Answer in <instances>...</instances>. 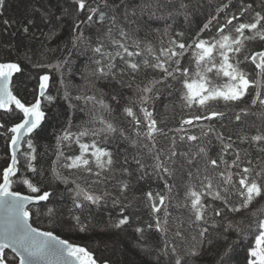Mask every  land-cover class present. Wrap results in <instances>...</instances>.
I'll list each match as a JSON object with an SVG mask.
<instances>
[{
	"label": "trees",
	"instance_id": "obj_1",
	"mask_svg": "<svg viewBox=\"0 0 264 264\" xmlns=\"http://www.w3.org/2000/svg\"><path fill=\"white\" fill-rule=\"evenodd\" d=\"M9 63L24 104L51 83L12 179L47 194L27 208L34 227L97 264H249L264 223V0H0ZM21 120L0 112V183Z\"/></svg>",
	"mask_w": 264,
	"mask_h": 264
},
{
	"label": "water",
	"instance_id": "obj_2",
	"mask_svg": "<svg viewBox=\"0 0 264 264\" xmlns=\"http://www.w3.org/2000/svg\"><path fill=\"white\" fill-rule=\"evenodd\" d=\"M261 55L258 52L252 57L256 66H259ZM16 73L10 67H0V112L13 107L22 114V120L11 130L10 160L0 183V264H6L2 258L7 251L15 256L18 264H94L80 246L31 224L28 206L46 200L47 194L33 197L12 189L22 145L45 118L40 101L45 89L39 90V97L34 103L24 104L11 90ZM185 123L189 125L192 121L187 120ZM154 127L155 124L150 122L149 130L152 131ZM242 186H245V182H242Z\"/></svg>",
	"mask_w": 264,
	"mask_h": 264
},
{
	"label": "rangeland",
	"instance_id": "obj_3",
	"mask_svg": "<svg viewBox=\"0 0 264 264\" xmlns=\"http://www.w3.org/2000/svg\"><path fill=\"white\" fill-rule=\"evenodd\" d=\"M66 7V9L63 10L62 14H61V18L63 19H66L67 21H72L73 19V16H72V11L70 8ZM67 12V13H66ZM65 13V14H64ZM3 66H7V67H10L13 71H16L18 72V67L16 64H12V63H9V64H6V65H0V67H3ZM50 81L49 79H47L46 77H43L42 79H40L38 81V88L39 90L41 88H44L45 89V92L48 91L49 89V86H50ZM45 95V93H44ZM43 95V96H44ZM38 97H39V94H38ZM41 100V99H40ZM127 154H130L129 152H127ZM254 230V227L252 228V230L249 232L250 234L252 233H255ZM253 231V232H252ZM250 234L248 235V237L250 236ZM108 236V235H107ZM65 240V239H64ZM253 248L252 250L249 252L250 253V259H249V264H264V223L262 224V229H261V232L259 235H257L256 237H253ZM81 248H83L84 250V253L91 258L92 262L94 264H97V262L94 260V258L92 257V255L89 253V251L87 250L88 248L87 247H82L80 246ZM6 253V252H5ZM4 253V254H5ZM10 254V253H8ZM14 256V255H13ZM4 260V257L2 258ZM15 259V261H14ZM14 259L12 258L11 262H6V264H18V261L17 259L15 258L14 256ZM231 257L229 259H226L224 262H226V264H230L231 263Z\"/></svg>",
	"mask_w": 264,
	"mask_h": 264
},
{
	"label": "bare ground",
	"instance_id": "obj_4",
	"mask_svg": "<svg viewBox=\"0 0 264 264\" xmlns=\"http://www.w3.org/2000/svg\"><path fill=\"white\" fill-rule=\"evenodd\" d=\"M82 257H84L83 255H81Z\"/></svg>",
	"mask_w": 264,
	"mask_h": 264
}]
</instances>
